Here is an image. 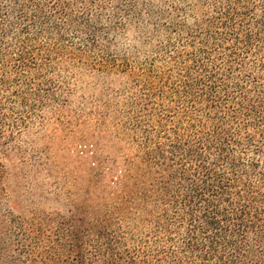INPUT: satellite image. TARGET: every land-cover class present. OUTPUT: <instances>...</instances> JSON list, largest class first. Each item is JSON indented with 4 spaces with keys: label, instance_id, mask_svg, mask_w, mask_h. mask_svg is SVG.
I'll return each instance as SVG.
<instances>
[{
    "label": "trees",
    "instance_id": "trees-1",
    "mask_svg": "<svg viewBox=\"0 0 264 264\" xmlns=\"http://www.w3.org/2000/svg\"><path fill=\"white\" fill-rule=\"evenodd\" d=\"M131 25L179 27L175 120L115 182L114 219L10 218L0 264H264V0H0V140L63 68L126 70L106 43Z\"/></svg>",
    "mask_w": 264,
    "mask_h": 264
},
{
    "label": "rangeland",
    "instance_id": "rangeland-1",
    "mask_svg": "<svg viewBox=\"0 0 264 264\" xmlns=\"http://www.w3.org/2000/svg\"><path fill=\"white\" fill-rule=\"evenodd\" d=\"M165 29L131 25L110 33L107 53L124 60V71L101 59L58 71L54 97L0 140V222L34 213L66 216L80 228L106 211L117 216L115 182L142 166L148 147L175 120L172 111L179 112L171 92L179 68L165 63L172 48L179 50V27Z\"/></svg>",
    "mask_w": 264,
    "mask_h": 264
}]
</instances>
